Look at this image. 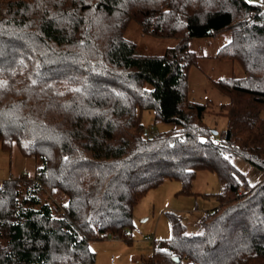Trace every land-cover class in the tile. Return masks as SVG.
Listing matches in <instances>:
<instances>
[{
    "label": "trees",
    "instance_id": "16d2710c",
    "mask_svg": "<svg viewBox=\"0 0 264 264\" xmlns=\"http://www.w3.org/2000/svg\"><path fill=\"white\" fill-rule=\"evenodd\" d=\"M264 0H0V148L35 159L0 183V264H94L88 243L133 227L134 206L174 179L215 173L216 205L187 231L169 212L167 238L148 264H264ZM131 21L177 36L162 54L136 51ZM229 33L213 57L242 76L212 83L228 94L219 137L206 106L187 97L191 37ZM166 130H145L139 111ZM126 241L129 240L125 235ZM177 258V261L174 259Z\"/></svg>",
    "mask_w": 264,
    "mask_h": 264
},
{
    "label": "rangeland",
    "instance_id": "374dc122",
    "mask_svg": "<svg viewBox=\"0 0 264 264\" xmlns=\"http://www.w3.org/2000/svg\"><path fill=\"white\" fill-rule=\"evenodd\" d=\"M124 36L134 42L137 52L146 54H162L167 47L174 45L178 40L177 36L155 37L145 34L135 21L128 24ZM228 40L229 33L222 31L215 35L191 37L187 43L188 49L200 56L187 71V97L206 106L202 120L212 132H216L213 133L216 137L220 136L227 125L223 106L229 102V96L215 86L212 80L230 75H243L239 63L213 57L218 48ZM138 113L147 132L163 131L171 127L164 122H154L151 110L142 109ZM261 116L264 117V111H261ZM12 148L16 147L12 145L9 151L0 148V183L10 177L9 152ZM17 152L23 158L33 159L34 171L31 169V174L26 170L21 173H27L30 178L36 179L35 159L23 156L18 149ZM232 164L246 175L250 184L264 180V172L241 157H234ZM21 173L16 171L15 177ZM218 190V179L215 173L208 169L197 170L187 190H183L182 184L177 180H164L150 189L134 206L131 229L123 230L121 233H109L103 239L89 241V249L95 254L94 264H148L145 261L152 253L154 241L144 240L143 237L151 236L155 239L169 237L171 235L169 212L180 216L187 231L195 230L202 211L216 205L215 193ZM125 235L129 240L126 241Z\"/></svg>",
    "mask_w": 264,
    "mask_h": 264
},
{
    "label": "crops",
    "instance_id": "0c3cea01",
    "mask_svg": "<svg viewBox=\"0 0 264 264\" xmlns=\"http://www.w3.org/2000/svg\"><path fill=\"white\" fill-rule=\"evenodd\" d=\"M248 1L257 2V1H252V0H248ZM14 147H16V146L14 145ZM9 154L11 157V167H10V175L9 176H16L15 175L16 171H18V173H21V172L26 170V172H28V174H31V172H30L31 169H32V171H34V163L32 164L33 159L30 160V158H23L22 156H19L20 154L17 152V147L12 148L11 151L9 152ZM13 162L15 163V168H14Z\"/></svg>",
    "mask_w": 264,
    "mask_h": 264
},
{
    "label": "built area",
    "instance_id": "2783aa9c",
    "mask_svg": "<svg viewBox=\"0 0 264 264\" xmlns=\"http://www.w3.org/2000/svg\"><path fill=\"white\" fill-rule=\"evenodd\" d=\"M262 7H264V3L262 5ZM143 239L144 240H148V241H154L155 240V238L154 237H151V236H144Z\"/></svg>",
    "mask_w": 264,
    "mask_h": 264
},
{
    "label": "water",
    "instance_id": "95a60500",
    "mask_svg": "<svg viewBox=\"0 0 264 264\" xmlns=\"http://www.w3.org/2000/svg\"><path fill=\"white\" fill-rule=\"evenodd\" d=\"M174 260L177 261V258H175Z\"/></svg>",
    "mask_w": 264,
    "mask_h": 264
}]
</instances>
